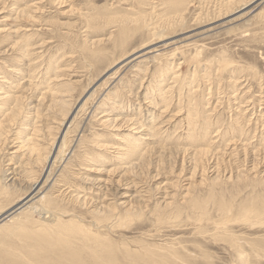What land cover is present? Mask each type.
<instances>
[{"label":"rangeland","instance_id":"1","mask_svg":"<svg viewBox=\"0 0 264 264\" xmlns=\"http://www.w3.org/2000/svg\"><path fill=\"white\" fill-rule=\"evenodd\" d=\"M257 1L221 21L244 0H182L171 9L166 0H0V97L9 103L0 99V182L42 178L65 114L71 119L64 159L33 200L39 225L30 236L42 247L10 259L264 264ZM12 198H0V212ZM70 221L90 238L71 232ZM45 227L49 247L35 234Z\"/></svg>","mask_w":264,"mask_h":264},{"label":"bare ground","instance_id":"2","mask_svg":"<svg viewBox=\"0 0 264 264\" xmlns=\"http://www.w3.org/2000/svg\"><path fill=\"white\" fill-rule=\"evenodd\" d=\"M257 1V0H256ZM259 2V1H257ZM255 2V0H244V2L240 5V6H237L235 9L236 10H233V12H230L228 13L226 17L224 18H221L220 20L223 21V20H228V21H233L239 17H242L243 15L246 14V12L249 11V8H251V6H253V4L257 3ZM169 4L168 7L171 9L173 7H176V8H180L179 6L182 4V0H166V4ZM229 3V2H228ZM231 4V3H229ZM167 7V5H165ZM143 7V6H142ZM248 9V10H247ZM152 13V12H151ZM222 14V13H221ZM226 15V14H225ZM165 17V16H164ZM219 20V21H220ZM227 22V21H226ZM224 23V22H223ZM232 23V22H231ZM182 25V24H181ZM184 25V24H183ZM146 28V27H145ZM147 30H149L150 32V28H147ZM152 33V32H150ZM162 36L161 33H154V36ZM162 40V39H161ZM146 46L145 45V49H146ZM148 48V47H147ZM143 48V51L142 53L144 52L145 50ZM149 49V48H148ZM99 57H101L100 54H97ZM120 64V63H119ZM120 69V68H119ZM118 70V69H117ZM177 81V80H176ZM93 88V87H92ZM95 90V89H94ZM92 94V93H91ZM91 94H88V97L90 96L91 97ZM0 99H3V103L2 105H7L9 104L7 101L8 99H6V96H2L0 97ZM11 100V99H10ZM11 102V101H10ZM63 102V101H62ZM13 103V102H12ZM17 103V102H16ZM14 104V103H13ZM85 104V101L82 103V105L80 106V104H77L76 106V112H77V109L80 110ZM20 105V104H19ZM64 105V104H63ZM15 107V105H14ZM13 107V108H14ZM7 109V108H6ZM9 109V108H8ZM11 109V108H10ZM65 107L64 109H62V111H65ZM13 111V110H12ZM73 111V113L75 112ZM15 113V112H14ZM18 113V112H17ZM6 114V113H5ZM12 114V113H11ZM10 114V115H11ZM21 114V113H20ZM19 114V115H20ZM18 115V114H17ZM63 115V114H62ZM96 116V115H95ZM13 117V116H12ZM14 119V118H13ZM11 120V119H10ZM73 120V119H72ZM1 121V120H0ZM13 121V120H12ZM71 121L70 117L68 116V113L65 114V118H63V121L61 122V125L59 127V132H58V135L57 137L54 139V143H53V147L51 149V151L44 157L46 162H47V165H46V170L43 172V176L42 178H38V179H34L32 181H25V180H21V181H17V180H14L12 181L11 184H7V183H3V182H0V198L2 196H4V199L5 200H12L14 198H12V196H14L16 199V202L15 204H13L12 202V206L9 207L8 209L0 212V217H3V216H6L7 214V218H11L10 219V224L9 225H5L3 227H0V231H3L4 233L2 234V236L4 237H1L0 238V243L1 244V247L4 246V250L1 251L0 253V263H4V261H8V262H12V264H19V263H15V260H12L8 257V255L6 254H9L11 252H14V253H18L16 255H13L15 257H18L19 256H32V255H35L36 253H38L37 251L41 249V244L40 243H37L38 241H36L35 239H33L31 236H30V233L33 232L32 229H34L36 226H38L39 224L37 222H35L34 220H37L36 218H34V215H35V210L38 208L35 207V204H33V200L37 197H39L42 193H43V189H44V186L45 184L49 181V178H50V175L51 172H52V168L53 166H55V163L58 162V160L60 159V156H61V152L65 149V146H66V142H67V133H68V129L70 128L68 126L69 122ZM2 122V121H1ZM154 122V121H153ZM3 124V123H2ZM68 126V129L66 128ZM1 128V127H0ZM8 128V127H7ZM67 129V130H66ZM3 130V129H2ZM7 130V129H6ZM9 130V129H8ZM66 130V131H65ZM3 132V131H2ZM0 133H1V129H0ZM7 133V132H6ZM8 135H9V132H8ZM38 135V134H37ZM37 139V138H36ZM1 140V138H0ZM29 140H31V137L30 139H26L25 142H29ZM23 142V141H22ZM37 142V141H36ZM28 144V143H27ZM38 144V143H37ZM35 143V145H37ZM33 144V146L30 148L28 147L30 154H33L34 151L36 152V146ZM2 146V145H1ZM24 145H22L21 147H23ZM68 148V147H67ZM66 148V149H67ZM38 149V148H37ZM65 151V150H64ZM203 151V150H202ZM205 152V151H204ZM25 153V152H24ZM64 153V152H63ZM202 153V152H201ZM199 153V154H201ZM207 153V152H206ZM204 154V153H202ZM63 155L62 154V157H61V161L64 159L63 158ZM206 155V154H205ZM30 156V155H29ZM203 156V155H202ZM28 157V156H27ZM32 157V156H31ZM33 158V157H32ZM41 159V158H40ZM44 160V161H45ZM37 165V164H36ZM61 171V170H60ZM42 175V174H41ZM41 177V176H40ZM218 177V176H217ZM12 179V178H11ZM57 181V180H55ZM54 181V183H55ZM59 181V180H58ZM24 190V196H22L21 198H18V194H17V191L18 190ZM20 196V195H19ZM12 198V199H11ZM41 201H43L44 203H47L50 201L51 197H49V195L47 193H45L41 198ZM5 200H2V204H3V201ZM13 201V200H12ZM7 202V201H6ZM5 202V203H6ZM8 203V202H7ZM32 204V205H31ZM1 206V205H0ZM5 207V205L3 206ZM30 208V209H29ZM40 209H41V206H40ZM31 210V213L29 215V211ZM46 210V209H45ZM49 211V210H47ZM19 212V213H17ZM41 212V211H40ZM16 213V214H15ZM7 218H4L7 220ZM4 221V220H2ZM9 221V220H8ZM1 222V221H0ZM71 225V228L69 230H71V232L73 233H81V234H84V236L88 237V239L90 238L89 235L90 233L87 232L86 230H83L79 224H77L75 221H70ZM1 224V223H0ZM75 224L77 226H75ZM59 226H62L59 225ZM40 230V231H39ZM37 232H41L42 234H45L44 238H41L40 235L35 232L36 235L39 236L40 239L43 240V243L46 245V246H50V244H53L52 240L54 239V237H51L50 236V227H48V229L45 228H40ZM50 236L49 237V241L47 239V236ZM55 236V235H54ZM64 236V234H61L60 236H58V239L60 241H62V237ZM83 237V235H82ZM96 239L100 237V235L98 236H95ZM94 237V238H95ZM15 238V239H14ZM55 238H57L55 236ZM65 238V237H64ZM85 239V237H83ZM86 240V239H85ZM70 244V243H69ZM71 245V244H70ZM69 247V246H68ZM7 250H10L8 252H4V251H7Z\"/></svg>","mask_w":264,"mask_h":264}]
</instances>
